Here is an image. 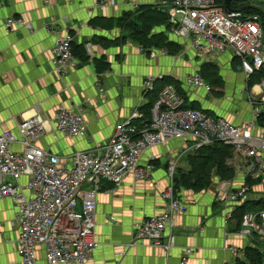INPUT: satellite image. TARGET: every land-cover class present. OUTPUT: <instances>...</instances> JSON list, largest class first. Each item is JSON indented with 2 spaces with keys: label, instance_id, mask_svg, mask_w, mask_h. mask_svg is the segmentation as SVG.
<instances>
[{
  "label": "crops",
  "instance_id": "0c3cea01",
  "mask_svg": "<svg viewBox=\"0 0 264 264\" xmlns=\"http://www.w3.org/2000/svg\"><path fill=\"white\" fill-rule=\"evenodd\" d=\"M155 1L117 0L116 7L99 9L95 0H0V132L18 135L23 119L38 114L46 124L34 138L35 144L59 156L64 167L70 168L74 153L104 147L118 124L131 117L141 103H149V95L143 100L144 80L158 75L180 83V93L188 105L237 126L251 123L253 96H235V81L227 82L226 90L217 92L218 96L214 90L206 93L184 82L199 71L196 65L203 63L201 59L182 55V49L176 55L149 59L140 45L121 39L127 33L117 20L135 5ZM258 6L264 11V0ZM12 18L23 20L29 27L16 24L8 32L6 21ZM156 32H164L173 41L165 27ZM67 33L80 48V55L75 56L74 68L58 73L51 49L55 40ZM225 56L231 57L221 58ZM259 91L258 86L251 90L253 94ZM63 108L81 111L88 125L84 136L57 132L55 122ZM261 132L264 129L256 125L254 134ZM181 144L173 141L170 147L156 146L142 156V166L153 164L155 157L147 179L137 182L130 176L119 187L103 183L95 217L99 247L86 264H181L184 247L194 249L187 264H236L229 247L242 252L250 242L242 237V227L235 220L227 221V205L219 199V182L203 191L179 190L177 196L187 204V211L174 216L176 239L171 250L135 240V224L162 212L167 204L161 197L170 185L167 164ZM21 149L14 146V150ZM244 162L239 158L236 164L240 170L234 180L236 187L245 184ZM28 181L24 176L20 184L25 186ZM88 187L85 184L83 189ZM256 191L259 193L250 192L247 199L264 197V176ZM0 223V264H22L15 246L20 234L17 206L9 198L0 199ZM37 264H49L44 247L38 248Z\"/></svg>",
  "mask_w": 264,
  "mask_h": 264
},
{
  "label": "built area",
  "instance_id": "2783aa9c",
  "mask_svg": "<svg viewBox=\"0 0 264 264\" xmlns=\"http://www.w3.org/2000/svg\"><path fill=\"white\" fill-rule=\"evenodd\" d=\"M117 4V0H95L99 9ZM152 4L168 15L170 36L182 46V55L201 59L203 63H215L219 57L231 55L240 61L247 79L264 69V27L258 15L243 10L229 13L218 0H156ZM16 24L29 27L23 20L12 18L6 21V30H14ZM72 42L70 33L54 42L51 53L58 73L75 67ZM142 51L149 59L168 55L166 49ZM165 77L150 76L144 80L143 100L154 91L157 81ZM184 82L192 89L210 94L213 91L198 71ZM257 86L259 98L251 101L252 121L237 126L206 110L187 107L185 97L175 86L168 85L155 100L148 123H136L143 117L141 103L131 117L115 127L104 147L74 153L70 168L64 167L59 156L35 144L34 138L46 124L38 114L23 119L18 125V135L0 132V199L9 198L17 206L20 234L15 246L22 264H37L39 247H44L49 264L89 262L99 247L95 217L103 183L119 187L130 176L137 182L147 179L154 166L140 165L142 156L156 146L180 141L177 155L167 164L171 182L161 195L167 202L165 208L134 227L136 241H148L166 252L175 247L174 216L184 214L187 204L175 194L172 180L188 153L222 142L232 148L229 163L235 175L240 172L236 166L239 158L247 165L245 178L257 179L264 174V132L254 134L257 118L264 111V79ZM55 125L57 132L69 137L84 136L88 130L84 115L75 109H60ZM15 145L22 149L14 150ZM152 159L155 161V157ZM24 176L29 178L25 186L20 184ZM85 184L89 187L84 190ZM218 188L220 201L227 205L225 217L229 221L251 191L245 184L236 187L232 180L219 181ZM241 227L240 234L248 242L259 239L264 243V210L246 213ZM229 249L236 258L242 257L237 247ZM181 253V264H187L194 249L184 247Z\"/></svg>",
  "mask_w": 264,
  "mask_h": 264
},
{
  "label": "trees",
  "instance_id": "16d2710c",
  "mask_svg": "<svg viewBox=\"0 0 264 264\" xmlns=\"http://www.w3.org/2000/svg\"><path fill=\"white\" fill-rule=\"evenodd\" d=\"M225 0H218L219 5L224 7ZM256 0H235L231 2V8L233 10H243V13L247 14H257L264 17V11L254 3ZM115 18H109V21ZM112 23H110L111 27ZM117 25L123 28L127 33L121 36V39H129L130 41L140 45L143 50L151 51L153 49H166L168 53L176 55L178 54L182 46L178 43L170 41L164 32H156L160 27H165L171 32V25L169 23L168 15L159 9L155 4H141L137 8L125 13L122 17L117 20ZM264 27V21H263ZM73 55L79 56V47L74 46L72 42ZM214 62L202 63L200 70L198 71L202 78L209 83L213 90L217 91L220 86L223 85L221 79L218 76L217 68ZM107 65L104 66V70ZM264 69L252 75L248 79L247 84H252L251 81L253 77L259 75L260 80L264 79ZM255 81L253 80V83ZM260 83V82H259ZM258 83V84H259ZM174 85L180 92V83L165 77L164 80H158L155 84V89L149 94V103L141 108V113L143 117L136 120L137 124H146L151 119V110L155 100L157 99L159 93L168 85ZM257 84V85H258ZM253 87V86H251ZM248 86V91L251 90ZM218 93L222 91L218 90ZM187 107L193 109H199L197 106ZM257 126L264 129V111L260 113L257 118ZM233 152L230 146L223 144L222 142H215L209 146H204L197 151L190 152L183 158L189 162V168L187 172L176 171L174 178L172 180L175 194L179 193L181 188H186L193 191H203L206 188H210L214 179H219V181L232 180L234 181L237 177L235 175V169L230 165L229 160L232 158ZM154 163V161H153ZM180 173L183 176L179 177ZM263 175L257 179L251 177L245 178V185L250 188L253 194L259 193L256 191L258 185L263 181ZM213 181V182H212ZM244 185V184H242ZM241 185V186H242ZM240 187V186H239ZM264 210V197L257 199H248L242 205L237 206V208L232 213V219L237 222V226L240 225L243 216L249 212H258ZM239 227V226H238ZM261 243V242H259ZM242 257L236 258V264H264V243L259 244L255 242L246 246L242 250Z\"/></svg>",
  "mask_w": 264,
  "mask_h": 264
},
{
  "label": "rangeland",
  "instance_id": "374dc122",
  "mask_svg": "<svg viewBox=\"0 0 264 264\" xmlns=\"http://www.w3.org/2000/svg\"><path fill=\"white\" fill-rule=\"evenodd\" d=\"M259 1L260 0H256V1H254V3L258 5ZM260 4H262V3H260ZM261 6H263V5H261ZM255 15H257V14H255ZM258 16L260 18L261 24H263L264 17H263V20H262V17L260 15H258ZM230 53H232V52L230 51ZM201 65H202L201 63H200V65H196L197 70H200ZM214 65L216 66L217 72H218V76H219V78L221 79V81L223 83L222 86L217 88L219 91H221V90L225 91L226 90L227 82L230 83L231 81H235L236 82L235 85H233V82H232V85H233L232 86L233 87L232 93L235 96H238L239 94H242V96L244 95V97H247L248 95L253 96L252 100L259 98V96H258L259 92H257V93L255 92V94H253L251 92V90H253V88L260 82L259 81L260 80L259 75L253 77V79L251 81L252 84H247L248 79L245 77V75L241 74L242 73V69H241V64H240L239 60L234 59V58L229 57V56H225V57H222V58L221 57L218 58ZM263 75H264V73H263ZM253 80L255 81L254 83H253ZM239 82H241L240 85H239ZM248 86L249 87L253 86V87H251V90H249V92L247 90V89H249ZM240 87H244L245 90H241ZM218 90L217 91L214 90L215 96H218L217 95L218 94L217 93ZM245 94H247V96ZM219 97H221V95H219ZM172 142L173 141H171L170 143H172ZM169 144H168V147H170ZM170 150H172V149H170ZM153 166H154V163H153ZM189 166H190L189 162H187V160L184 159V161L181 160V162L179 163V166H178L179 169L178 168L177 169H178V171L180 170V172H187ZM181 176H183L182 173H180L179 177H181ZM218 182H219V179H217V178L214 179V182L212 183L211 187L212 186H216L215 184H217ZM259 242H261L259 239H255V244L256 243H258V245L262 244V242L261 243H259Z\"/></svg>",
  "mask_w": 264,
  "mask_h": 264
},
{
  "label": "water",
  "instance_id": "95a60500",
  "mask_svg": "<svg viewBox=\"0 0 264 264\" xmlns=\"http://www.w3.org/2000/svg\"><path fill=\"white\" fill-rule=\"evenodd\" d=\"M233 1H235V0H225L224 1V8L229 13H231L233 11V9L231 8V2H233Z\"/></svg>",
  "mask_w": 264,
  "mask_h": 264
},
{
  "label": "clouds",
  "instance_id": "9594fccd",
  "mask_svg": "<svg viewBox=\"0 0 264 264\" xmlns=\"http://www.w3.org/2000/svg\"><path fill=\"white\" fill-rule=\"evenodd\" d=\"M257 86V85H256ZM252 242H250V244H251ZM254 243V242H253ZM263 243V242H262ZM241 251V250H240ZM242 255H243V252H242Z\"/></svg>",
  "mask_w": 264,
  "mask_h": 264
}]
</instances>
